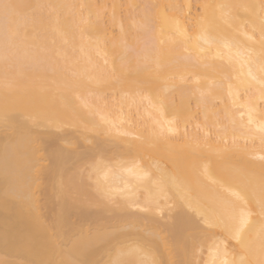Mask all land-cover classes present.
Wrapping results in <instances>:
<instances>
[{
	"label": "bare ground",
	"instance_id": "6f19581e",
	"mask_svg": "<svg viewBox=\"0 0 264 264\" xmlns=\"http://www.w3.org/2000/svg\"><path fill=\"white\" fill-rule=\"evenodd\" d=\"M0 90V264L262 258L259 192L232 177L264 158V0H0ZM68 102L63 131L26 129ZM193 175L241 243L143 212L146 183Z\"/></svg>",
	"mask_w": 264,
	"mask_h": 264
},
{
	"label": "clouds",
	"instance_id": "9594fccd",
	"mask_svg": "<svg viewBox=\"0 0 264 264\" xmlns=\"http://www.w3.org/2000/svg\"><path fill=\"white\" fill-rule=\"evenodd\" d=\"M10 103L8 93L0 90V111H7ZM76 110V105L68 102L58 109L53 116L45 114L28 115L25 117V127L30 130L41 126L44 130L61 132L69 126L72 113ZM210 137L211 133L206 131L202 142L208 144ZM63 142L61 141V143ZM232 179L236 191L241 194L242 198L245 195V189L259 192L260 215L262 226H264V158L254 161L252 164H241ZM203 190V182L195 175L187 178L186 185L183 188L169 186L161 181H154L151 184L146 183L144 191L154 194L150 195L145 201L142 210L145 213H151L156 218H162L167 213L172 223H175L178 214H186L191 221L198 222L196 226L193 223L186 225V230L193 234L194 239L200 234L201 228L221 226L228 232L229 238H233L232 233L234 232L236 242L241 243L245 223L242 219L236 221L235 217L223 218L219 213H210L208 211L210 204L204 199ZM94 195L106 202L112 201V193L106 187L95 190ZM132 196L138 198L139 193L128 194V197ZM126 206L129 209L133 207L131 203ZM121 207H125V205H121ZM225 243L227 242L225 241ZM260 245L264 250V236L261 237ZM79 264H87V261L81 260ZM223 264H245V261L244 257H241L235 261H224ZM248 264H264V252H262V258L259 261L248 262Z\"/></svg>",
	"mask_w": 264,
	"mask_h": 264
},
{
	"label": "snow or ice",
	"instance_id": "6c2138e0",
	"mask_svg": "<svg viewBox=\"0 0 264 264\" xmlns=\"http://www.w3.org/2000/svg\"><path fill=\"white\" fill-rule=\"evenodd\" d=\"M169 131H174V129L170 128ZM242 221H243L244 223L247 222L246 219H244V218H242Z\"/></svg>",
	"mask_w": 264,
	"mask_h": 264
}]
</instances>
